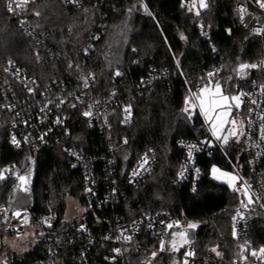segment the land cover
<instances>
[{
    "label": "trees",
    "instance_id": "trees-1",
    "mask_svg": "<svg viewBox=\"0 0 264 264\" xmlns=\"http://www.w3.org/2000/svg\"><path fill=\"white\" fill-rule=\"evenodd\" d=\"M140 1L80 0L75 6L64 0H36L22 13L34 30L35 35H29L19 28L17 16L9 10L10 0H0V73L14 64L25 69L40 87L67 83V93H71L77 88L70 77V62L74 60L94 76V96L102 100L117 94L119 100L111 112L114 152L109 150L106 134L99 128H88L77 112L68 121L69 139L33 153L34 188L24 190V198L17 195L19 182L15 177L29 174L26 163L30 153L13 148L9 124L6 119L0 122V167L13 170L0 179V206L11 208L18 203L30 207L34 224L54 215L58 241L53 239V243L61 264H79L83 252L91 264H106L103 245L90 247L88 239L78 237L65 222L70 200L87 206L83 174L71 167L66 156L72 148L96 159L100 198L109 192V169L120 182L123 194L119 205L93 206L95 215L117 216L131 224L147 215L166 213L184 225L194 223L200 228L196 236L199 255L207 259H215L216 254L234 259L243 243L264 247L260 226L242 243L233 237V219L244 198L211 176L214 167L229 169L223 153L215 150L212 157L198 155L202 174L194 188L173 184L185 157L181 143L210 140L205 121L190 107V90L201 83L221 84L230 93L235 92L236 84L248 86L260 75L261 65L264 72V34L262 41L247 40L235 19L237 0H206L207 8H201L199 0H145L147 11L133 14L129 34L123 39L124 50L112 60L110 52L130 15V6ZM92 39L96 40L90 43ZM89 44V54L85 55L82 50ZM241 64L256 67L241 70ZM18 96L28 99L22 88ZM4 100L0 90V119L4 118ZM224 149L235 161L244 152V145L236 141ZM148 155L158 159L153 172L138 188L129 187L124 179ZM92 216L90 226L94 224ZM45 247L40 245L22 259L3 258L13 264L31 263L41 258ZM140 259L132 255L127 264H137Z\"/></svg>",
    "mask_w": 264,
    "mask_h": 264
},
{
    "label": "built area",
    "instance_id": "built-area-1",
    "mask_svg": "<svg viewBox=\"0 0 264 264\" xmlns=\"http://www.w3.org/2000/svg\"><path fill=\"white\" fill-rule=\"evenodd\" d=\"M64 2L67 5H80V0H64ZM261 2L264 0H237L234 4L235 19L243 32L247 38L251 37L252 40L258 41L263 40L264 34V8L260 6ZM35 3L36 0H27V3H24V0L9 2L12 5L11 11L18 18L19 28L29 35H35L34 30L22 13L28 6ZM18 4H23V7H18ZM201 27L204 28V25L201 24ZM95 40L92 39L90 43ZM90 47L91 44L85 46L82 50L83 54L88 55ZM70 68L71 80L77 87L71 93H67V83L55 82L45 88L40 87L36 80L29 77L25 69L14 64H10L4 73H0V90L3 98L6 99L2 109L4 118H1L0 122L6 119L9 124V142L13 148L30 153L26 163L29 170L35 167L36 158L33 153L69 139L71 129L68 121L77 112L88 128H99L106 134L109 150L114 152V145L111 144L113 138L111 112L119 104L117 94H111L99 100L93 93L94 76L76 64L74 60L70 62ZM217 72L220 71L217 70ZM226 74L232 75L231 71H227ZM259 74L248 86L236 84L233 89L235 94L240 95V107L233 105L229 114L230 116L239 115L244 121L243 136L240 140L243 142L244 152L232 161L233 159L224 151L221 139H217L220 134L214 135L213 131L208 142L181 143L185 157L173 181V184L179 188L184 185L194 188L202 174L196 162L198 155L203 153L212 157L215 150L223 153L229 169L215 168L219 170L217 172L232 173L239 179L236 185L233 181L227 185L232 190H237L244 198L233 219V237L238 243L253 237L258 226L264 229V72L262 65ZM208 86L209 84L206 83L198 84L196 88L190 90V98L194 94L199 95L200 90ZM21 88L28 97L27 100L20 99L18 96V90ZM85 112H90L91 115L85 116ZM127 122L129 120L125 117L124 123L127 124ZM223 130L221 129L222 132ZM13 137L19 142L18 145L13 143ZM190 150L191 157L188 155ZM66 156L71 167L74 170H80L83 174L87 206L77 202L84 209L81 219L65 222L70 231H74L78 237L87 238L90 247L95 244L103 245L104 263L127 264L132 255H137L141 256L137 264H185V261L187 264H264V253L260 251L264 247H255L250 242L240 244L237 257L231 260H225L219 254H216L215 259L201 257L196 238L184 244L176 237L178 250L173 251L172 234L184 231L188 234L189 228L171 214L147 215L131 224L120 220L117 216L103 218L95 215L92 212L93 206L103 209L119 205L123 193L120 191V182L116 180L117 174L112 168L107 171L109 176L106 183L110 185L109 192L100 198L96 159L93 160L85 153L72 148L67 149ZM241 156L242 162L238 164ZM156 163L158 159L155 155L142 158L131 169L124 181L129 187L138 188L151 175ZM11 169V167H0V176L4 178L11 175L13 172ZM31 211L30 207L23 208L18 203L11 208L8 205L0 206V264H13L6 262L3 255H9L10 259L14 257L22 259L42 244H46V247L41 253V258L31 263L23 261L20 264H61L53 243V239L58 241L56 239L58 234L53 230L57 223L56 218L54 215H47L34 224ZM16 213H19V216ZM90 215L94 219L93 226L89 224ZM29 234L31 237L27 249L20 253L16 250L8 251L6 241L20 239ZM162 243L164 250H161ZM181 244L183 246H180ZM116 249L119 251H115ZM189 252L193 255H186ZM253 253L256 254L253 255ZM79 264H91L90 258L84 252Z\"/></svg>",
    "mask_w": 264,
    "mask_h": 264
},
{
    "label": "rangeland",
    "instance_id": "rangeland-1",
    "mask_svg": "<svg viewBox=\"0 0 264 264\" xmlns=\"http://www.w3.org/2000/svg\"><path fill=\"white\" fill-rule=\"evenodd\" d=\"M205 2H206V0H205ZM199 3H200V0H199ZM145 8H146L145 0H141L140 2H136V3H134L133 5L130 6V9H129V14L130 15L124 21V23H123V25L121 27V30H120L119 34L117 35V37L115 39L114 47L112 49V52H110L111 53L110 56H111L112 60L113 59H118L120 57L121 52L124 50V48H123L124 47L123 46V41L124 40L123 39L126 36V34H129V28H130V24H131V20H132L133 14H135L137 12L145 13ZM127 31H128V33H127ZM216 85L217 84H211L207 88H210V89L214 90ZM219 85H220L221 91L223 92L224 95L229 96V97L238 96L240 98L239 94H235V93L228 94L226 92V89L224 88V86L221 85V84H219ZM192 102L193 101H191V103ZM230 103H232V105H234V106L236 104L235 101H230ZM239 103H240V99H239ZM190 107H191V104H190ZM239 107H240V104H239ZM191 109L196 111L202 117V115L200 114L198 106L195 109H193L191 107ZM240 117L241 116H239V115L230 116V114H228L227 117H226L227 124H226V126H224L222 128V129H224L223 132L220 130V132L216 133V135L220 134V139H221L220 142L222 143L223 149H224L225 146L228 147L229 145H232L236 141L240 142V140H241V138L243 136V129H244V121ZM232 120H235L236 123L235 124L231 123ZM210 128H212V123H211V121H207L206 129H207L209 135H211V131H213ZM233 130L235 131L236 135H232V131ZM225 136L228 137L227 143H225L224 140H223V137H225ZM224 151H225V149H224ZM226 151H229V148ZM221 173H225V172L224 171L223 172H216V173H213L211 176L217 182L224 183V184H230L231 181H229V176H234V175L232 173H227V174H229L228 176H222ZM216 177H219V178H216ZM238 182H239V179L236 177V179L233 181V184L236 185ZM17 195H20L23 198L26 196L24 190L19 189V188L17 190ZM83 211H84V209L81 206H79L76 201L70 200L68 202V209H67V214H66V217H65V221L66 222L67 221L73 222L75 220L81 219V217H82L81 213ZM30 237L31 236L29 234V235H26L25 237L20 238V239H13V240H10V241H6V246H7L8 251L13 252L14 250H16L17 252L20 253L24 249H27V246L30 244Z\"/></svg>",
    "mask_w": 264,
    "mask_h": 264
},
{
    "label": "snow or ice",
    "instance_id": "snow-or-ice-1",
    "mask_svg": "<svg viewBox=\"0 0 264 264\" xmlns=\"http://www.w3.org/2000/svg\"><path fill=\"white\" fill-rule=\"evenodd\" d=\"M24 3H27V0H24ZM18 7H23V4H18ZM201 8H207L208 5L205 2V0H200V5ZM260 6L262 8H264V2H261ZM9 10H12V5L9 4L8 5ZM145 11H147V9H145ZM150 14V13H149ZM199 13H197L198 15ZM36 15H39V13L37 12ZM183 38V37H182ZM241 70L249 68V67H253L255 68L256 65H247V64H241ZM116 75H120L119 72L116 73ZM209 75H212V73H209ZM191 101H193L191 103V107L193 109H195L197 106L199 107V111L200 114L204 117L205 121H211L212 123V130H213V134L216 135V132L222 128L223 124L227 122L226 117L227 115L231 112L232 109V103H230V101H235L236 107H239V97L238 96H226L223 94V92L221 91V87L219 84L216 85L215 89H210V88H203L200 90V94L196 95L194 94L191 98ZM198 102V103H197ZM188 108H185L184 111H188ZM126 111H128V109H126ZM85 116H90L91 113L90 112H85L84 113ZM231 123L235 124L236 121L232 120ZM232 135H236L235 131H232ZM217 139H220L219 136H217ZM223 140L225 143H227L228 141V137L225 136L223 137ZM13 143L17 144L19 142H17L15 140V138L13 137ZM190 147H194V146H190ZM189 157L192 156V152L191 150L188 153ZM198 171V170H197ZM213 173H216L217 171H219L218 169H216L215 167L213 168ZM222 176H228L229 174L227 173H221ZM219 178V177H216ZM0 179H3V176H0ZM19 179L21 181L25 180V177H19ZM236 179V177L234 176H229V181H234ZM17 216H19V213H16ZM27 219V218H25ZM168 227H172V225H168ZM189 228H196L197 225L194 223H190L188 225ZM173 240L171 241L172 243V250H178L177 248V242H176V237H178L184 244L188 243V239H187V231L184 232H179V233H173ZM180 246H183L182 244ZM161 250H164V244H161ZM115 251H119V249H116ZM213 251H215V249H213ZM262 253H264V249L260 250ZM256 253H253V255H255ZM153 255H155V253H153ZM186 255H193V253L189 252L186 253ZM185 264H187V262L185 261Z\"/></svg>",
    "mask_w": 264,
    "mask_h": 264
},
{
    "label": "water",
    "instance_id": "water-1",
    "mask_svg": "<svg viewBox=\"0 0 264 264\" xmlns=\"http://www.w3.org/2000/svg\"><path fill=\"white\" fill-rule=\"evenodd\" d=\"M247 40H252L251 37H248ZM226 92L230 94L229 89H226ZM242 162V156L240 157L238 164ZM16 180H18V188L22 190H26L28 192H31L34 188V181H35V169L32 168L29 172V174L26 176L24 181H21L17 176L15 177ZM200 228L196 227L192 229L191 231H188V242L192 241L197 236V232H199ZM184 249V247H182Z\"/></svg>",
    "mask_w": 264,
    "mask_h": 264
},
{
    "label": "crops",
    "instance_id": "crops-1",
    "mask_svg": "<svg viewBox=\"0 0 264 264\" xmlns=\"http://www.w3.org/2000/svg\"><path fill=\"white\" fill-rule=\"evenodd\" d=\"M226 124H227V122L223 124L222 128H223L224 126H226ZM222 128H220L217 132H220V130H221Z\"/></svg>",
    "mask_w": 264,
    "mask_h": 264
}]
</instances>
